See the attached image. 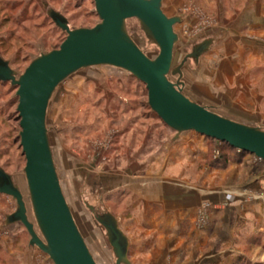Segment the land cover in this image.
Listing matches in <instances>:
<instances>
[{
  "label": "rangeland",
  "instance_id": "1",
  "mask_svg": "<svg viewBox=\"0 0 264 264\" xmlns=\"http://www.w3.org/2000/svg\"><path fill=\"white\" fill-rule=\"evenodd\" d=\"M224 1L163 0L164 14L182 19L174 27L178 42L173 51V68L193 45L213 39L212 47L197 64L192 60L184 64V94L222 117L264 129V37L250 33L246 22L240 20L243 16L233 7L228 15H220L218 4ZM244 1L247 0H228L231 6L239 7ZM48 8L64 15L71 29L92 28L99 22L93 0H0V56L17 74H22L39 54L58 49L65 39V34L47 17ZM127 27L145 54L154 59L158 49L147 44L137 22L129 20ZM169 79L176 82L177 77ZM15 92L9 83H0V166L13 175L33 220L23 174L25 159L20 148ZM147 103L145 86L130 74L111 67H92L61 83L48 106L46 126L61 189L97 264H114L115 258L103 229L84 203L108 210L122 230L124 225H130V197L106 192L99 183L107 175L128 172L132 177L131 171L135 175L142 167L137 154L142 151L138 149L139 141L146 139L141 128H167ZM148 134L152 143L148 147H153L154 152L165 148L158 138L160 131L152 129ZM170 135L174 138L173 132ZM173 138L171 144H182L190 153L188 158L198 159L196 165L187 166L192 175L188 183L203 169L208 173L216 170L218 191L230 192L232 197L223 202L220 198L213 203L205 200L198 207L196 229L206 234L215 228L216 237L206 245L192 244L188 250L185 244H167L165 239L151 234L152 230L148 233L146 228L132 223L134 227L127 230L134 236L132 240L126 234L130 262L228 264L239 258L238 264H264V161L256 167L254 156L237 154L195 132L183 133L176 141ZM146 180L128 178L124 187L136 188ZM3 220L0 219L2 229ZM37 252L44 264H52ZM0 264L20 262L0 249Z\"/></svg>",
  "mask_w": 264,
  "mask_h": 264
},
{
  "label": "water",
  "instance_id": "2",
  "mask_svg": "<svg viewBox=\"0 0 264 264\" xmlns=\"http://www.w3.org/2000/svg\"><path fill=\"white\" fill-rule=\"evenodd\" d=\"M163 0H93L99 22L92 28L71 29L60 12L48 8L47 17L65 34L58 49L39 54L22 74H17L0 56V83L16 89L19 140L25 159L23 174L32 219L22 191L12 174L0 166V195L15 203L2 227L21 225L28 246L45 255L52 264H97L90 253L63 195L46 126L50 100L58 86L78 71L111 67L130 74L145 86L148 108L174 133L195 132L216 143H226L264 161V129L238 123L214 113L183 92L182 68L188 60L197 64L214 40L195 44L173 68V51L178 42L174 27L179 16L168 17ZM135 20L143 38L158 49L150 59L131 36L127 23ZM169 76L177 77L171 82ZM84 205L103 229L115 258L114 264H132L130 240L117 218L108 210Z\"/></svg>",
  "mask_w": 264,
  "mask_h": 264
},
{
  "label": "crops",
  "instance_id": "3",
  "mask_svg": "<svg viewBox=\"0 0 264 264\" xmlns=\"http://www.w3.org/2000/svg\"><path fill=\"white\" fill-rule=\"evenodd\" d=\"M218 6L220 7V15H228L234 8L243 16L240 20L246 22L245 27L250 33H257L264 37V0H247L240 7L236 4L231 6L228 0H225ZM141 129L144 134L143 138H146L139 141L138 149L141 148L142 151L137 153L140 156L142 167L138 168L135 175L133 171H130L131 176L136 178L138 182L144 178L149 180L142 181L136 188L127 189L124 187L125 182L132 177L129 176L128 172L127 174L122 172V174L103 176L99 183L101 186L103 185L106 192H121L122 197H130L127 205V209L130 211L127 216V223L130 225L128 227L123 226L125 234L132 240L134 236L127 233V230L129 231L134 227L132 223H136L139 224L140 228H146L148 233L152 230L151 234L153 233L159 239H165L167 244H185L187 250L189 249L188 246L192 244L206 245L211 243L216 237L213 232L215 228H211L212 231L210 230L206 234L198 231L195 225L196 210L205 200L211 203L215 202L216 199L219 200V198L222 202L230 200L232 197L230 192L218 191L220 185L216 170L208 173L203 169L202 172L197 173L196 178L191 181L192 183H188L192 175L191 173L188 174L187 166L196 165L197 157L188 158L190 153L186 152L182 144H171L173 136L170 135L171 132L168 128ZM152 129L160 131L161 135L158 138L165 146L164 149H158L157 152L153 151V147H148L149 144H152L148 139V133ZM253 161L256 163V167L261 163L255 157H253ZM227 172L229 170L224 173L227 174ZM14 205L15 203L11 198L0 195V219L13 213ZM0 238L2 241L0 249L6 251L12 258H17L20 264L45 263V260L41 261L38 250L28 246L29 237L21 225L0 228Z\"/></svg>",
  "mask_w": 264,
  "mask_h": 264
},
{
  "label": "trees",
  "instance_id": "4",
  "mask_svg": "<svg viewBox=\"0 0 264 264\" xmlns=\"http://www.w3.org/2000/svg\"><path fill=\"white\" fill-rule=\"evenodd\" d=\"M210 141H214V140H212V139H210V138H208ZM224 146H227L228 148H230L231 150H233V151H236V149H234V148H232V147H230L228 144H226V143H222ZM242 154H244L243 152H242ZM5 169V168H4ZM5 171H6V169H5ZM241 260V259H240ZM240 260H239V258H236V259H232L228 264H238V263H240Z\"/></svg>",
  "mask_w": 264,
  "mask_h": 264
},
{
  "label": "built area",
  "instance_id": "5",
  "mask_svg": "<svg viewBox=\"0 0 264 264\" xmlns=\"http://www.w3.org/2000/svg\"><path fill=\"white\" fill-rule=\"evenodd\" d=\"M214 142H216V141H214ZM220 144V143H219ZM236 152H237V154H241L242 152L241 151H239V150H236Z\"/></svg>",
  "mask_w": 264,
  "mask_h": 264
}]
</instances>
